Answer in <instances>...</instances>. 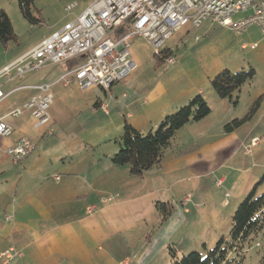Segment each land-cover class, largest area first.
<instances>
[{"label":"crops","instance_id":"1","mask_svg":"<svg viewBox=\"0 0 264 264\" xmlns=\"http://www.w3.org/2000/svg\"><path fill=\"white\" fill-rule=\"evenodd\" d=\"M91 3H78L68 14L69 20L59 27L52 26L45 39L81 15ZM216 27L220 30H215ZM196 30L200 32L195 36L196 43L209 33L232 32L211 21ZM41 42L27 47L14 60H5L0 64V71ZM247 47L243 44L241 49ZM250 47L256 50L259 44L253 43ZM131 55L135 62V54ZM138 66L109 91L100 88L86 91L90 94L84 106L76 97L77 91H82L77 83L68 87L56 84L67 72L65 64L44 68V74L38 78L28 75L23 79L0 80V90L8 96L1 104L9 102L7 107L0 109V119L13 128L10 137H0V264H124L126 261L154 264L160 250L165 253L170 246L176 248L178 255H186L200 246L207 251L218 241L221 226L213 223L207 229L198 218L209 208L206 204L201 206L202 184L218 174H250L252 181L261 176V171L254 173L253 170H264V161L256 159V155L264 152V130L258 129L259 122L258 125L253 122L258 116L264 119V102L251 122L227 134L224 126L236 116L231 102L220 99L210 87L217 74L206 76L204 68L199 71L197 68L193 72L195 78L160 77L157 80ZM155 66L156 61L154 71ZM48 79L51 81L47 82ZM42 84L53 85L54 103L49 109L51 129H54L52 136L46 134L49 127L37 134L32 127V116L27 112L20 118L9 116V110L34 98L38 92L34 87ZM199 94L206 101H213L215 107H221L224 116L215 117L212 123L206 121L214 114L212 109L204 120L181 129L160 167L142 178L132 177L127 166L112 163L111 158L118 152L119 145L115 142L114 147H110L101 135L114 130L117 141L126 123L148 134ZM82 100L85 101V97ZM60 105L67 116L75 118H81L89 108L91 116L105 122L106 127H102L105 130H101L98 137L92 135L94 129L71 127L70 124L57 126ZM21 138L32 141L36 150L22 164L15 165L6 151ZM253 139L259 140L258 147L251 154L245 153L242 147ZM227 149L234 150L227 153ZM208 150L212 151L209 155L206 154ZM55 176L59 180H55ZM227 181L223 176L216 187ZM251 184L244 191H249ZM182 185V191L176 192ZM187 195L192 200L185 210L182 201ZM243 195L240 192L236 198ZM110 197H114V201L103 203ZM144 198H148L149 204L161 201L172 204L174 209L169 220L161 224L159 213L156 210L151 213V207L148 216H137L139 205L136 203ZM88 207H94L93 214L87 213ZM222 207H228L226 201ZM163 230H168V234L161 241ZM184 241H187L186 249ZM11 249L19 251L22 257L7 263L1 255ZM161 259L159 264H165V259Z\"/></svg>","mask_w":264,"mask_h":264},{"label":"built area","instance_id":"2","mask_svg":"<svg viewBox=\"0 0 264 264\" xmlns=\"http://www.w3.org/2000/svg\"><path fill=\"white\" fill-rule=\"evenodd\" d=\"M77 6L78 2L69 4L66 12L71 13ZM237 16L240 18L235 20ZM208 21L239 35L252 26L264 34V0H94L60 31L4 67L0 71V80L23 79L48 66L64 65L83 57V63L67 70L56 84L68 87L77 83L83 92L93 88L109 91L136 70L130 51L135 39H144L153 48L154 56L159 57L175 34L188 26L200 29ZM175 64L174 56L163 62L166 69ZM52 88L51 84L34 87L38 95L22 109L11 111L9 116L20 118L25 112H31L35 120L33 128L49 127L46 134L52 136L49 114L54 103ZM7 97L0 90V104ZM102 108L106 110V106ZM12 134L13 128L0 119V137ZM258 145L259 140L256 139L254 146ZM35 150L32 141L21 138L6 152L13 164L19 165ZM54 178L59 180L57 176ZM112 201L114 197L103 200V203ZM87 213L93 214L94 207H88ZM20 257L22 254L14 249L1 255L7 263Z\"/></svg>","mask_w":264,"mask_h":264},{"label":"rangeland","instance_id":"3","mask_svg":"<svg viewBox=\"0 0 264 264\" xmlns=\"http://www.w3.org/2000/svg\"><path fill=\"white\" fill-rule=\"evenodd\" d=\"M86 1L93 2L94 0H35V15L39 17L38 14L40 13L41 17L44 19V23L42 26H31L22 17L17 0H0V10H5L8 13L12 21L14 31L18 37L17 43L12 42L6 47L0 43V64L5 60H14L15 57L20 55L21 52L27 49V47L35 45L48 37L50 35L49 32H51L52 26L56 25L59 27L66 23L69 20V13L66 12V7L68 6V4L78 2L79 5H84ZM239 18L240 16H237L234 19L237 20ZM215 30H220V28L216 27ZM199 33L198 30L192 29L191 26H188L171 38L167 46L173 49L177 64L170 70H167L163 65L162 67L156 69L157 72L153 70L155 65L153 48L144 39L137 38L136 40H134V44L132 43L131 45L133 47H131L130 51L136 56L135 64L137 66L139 65L138 67L140 69H145V72L148 76L157 80L160 77L166 79L177 78L181 80L183 78H185L184 80L193 78V72H196L197 68L198 71L201 68H204V73L206 74V76L210 75L213 77L225 69H228L232 72H239L243 70L249 71L251 68H253L256 72V75L252 88L250 89L249 85L245 86L242 89L241 93H236L234 96L233 101H238L237 105L231 103L232 111L235 113L236 118H242L245 114H247L251 101L259 98L264 91V34L258 27L252 26L240 35L229 32L227 30H222L221 34L209 33L207 37L202 38L200 43H196L195 36ZM253 43H258L259 48L256 50H254V48H251L250 46ZM243 44H246L248 46L244 50L241 49V46ZM44 70L34 75H36L38 78L44 74ZM50 81L51 79H48L47 82ZM255 87H257V90H254L256 89ZM77 92L78 93L76 94V97L80 98L79 102L82 106H84L83 103L88 101L87 99L90 93H83L82 91ZM99 93L104 96L101 91H99ZM83 97H85V101L82 100ZM207 101L209 102L211 108L214 110V114L212 116H209L206 121L212 123L215 117L224 116L225 112L221 107H215L213 101H211L210 99H208ZM8 105L9 102H5L1 104L0 109L5 108ZM23 106L15 109H22ZM12 110H9V112H11ZM63 111L64 110L60 105L58 109L59 120H57V126H66L70 124L71 127H85L91 130L94 129L92 135L95 136H97L101 130H105L102 128L106 127L105 122L100 118L91 116L89 108L85 109V114L81 118L67 116ZM27 114H30L32 116L31 112H27ZM260 117L261 116L255 118L253 123L257 124L259 122L258 129L262 131L264 130V119L262 120ZM32 119L33 127L35 122L33 116ZM35 132L39 134L41 130H35ZM67 135L68 134H65V136ZM184 135L185 133L183 134V136ZM101 136L103 142H107L109 143L108 145H110V147H114V143L116 142L114 140V130L112 132H107L106 135L104 134ZM84 137L86 138V140L89 139L88 135H84ZM98 137L100 136L98 135ZM255 140L256 139L250 141L249 145H246L245 148L242 147L245 153L247 152L248 154H251L252 151L256 147H258L254 146ZM233 150L234 149L228 150L227 153L233 152ZM211 153L212 151L208 150L206 154L209 155ZM256 159L264 161V152L256 155ZM10 161L12 160L10 159ZM248 163L251 164L252 161H248ZM260 171L262 172L261 176L255 179V181H252L250 174L243 175L241 173L240 175L234 173L233 175L228 176L225 174H218L211 180L207 179L206 181H203L199 199L200 202H202V207H204V205L206 204L207 206L209 205V208L207 211L201 212L198 218L200 219L201 223L206 226L207 229L211 227V224L213 223L220 225L221 231L219 239L224 238L226 241H230L232 217L235 214V211L238 208L239 204L244 200L245 196H247V194H249L253 190L256 184L260 183L264 176V170L262 171L259 168L253 170L254 173H258ZM223 176H226L228 178V181L222 183L221 186L216 187L218 180H220ZM251 182L252 184L249 191H244V189H246V187H248ZM183 186L184 185L178 186L175 191L181 192ZM240 192H243L244 195L243 197L237 199L236 196ZM256 193L257 196H261L262 194H264V181L257 186ZM191 200V196L187 195L182 201V205L185 210H188L187 208L191 203ZM225 201L227 202L228 207L224 208L222 207V205ZM136 205H139L138 213L137 211L135 213L137 214V216H139L140 214H145L148 216L150 207L152 208L151 213L153 210L154 212L156 210L155 203L149 204L148 198L139 200L138 204L136 203ZM217 219L219 220L217 221ZM167 232L168 230L162 231L161 241H164V237L166 236ZM217 242L214 245H211L210 249H208L207 251L202 246L194 251H198L204 255H207L209 251L213 250L216 247ZM182 243L185 246L184 249H186L187 241H184ZM160 251V255H158V258L156 259L154 264L162 263L161 258L165 259V264H170L171 257L169 255V251L167 249L165 253L162 250ZM191 252L192 251L188 252L187 254ZM263 252L264 230L258 235L252 237V239L245 244L244 249L242 250V256L245 258V264H259ZM182 256L185 255H178V257L180 258ZM124 264H130V261H126Z\"/></svg>","mask_w":264,"mask_h":264},{"label":"trees","instance_id":"4","mask_svg":"<svg viewBox=\"0 0 264 264\" xmlns=\"http://www.w3.org/2000/svg\"><path fill=\"white\" fill-rule=\"evenodd\" d=\"M22 17L31 26H42L44 19L39 13L35 15V0H17ZM121 28L120 32L123 31ZM17 43L18 37L14 31L12 21L5 10H0V43L5 47L10 43ZM174 56L172 49L166 48L161 56L155 57L156 68H160L166 58ZM83 57H79L66 65L67 70H73L81 65ZM256 72L253 68L249 71L232 72L228 69L218 73L211 80V88L222 100H228L234 105V96L241 93L249 85L252 88ZM264 102V94L255 99L250 105L247 114L236 118L224 126V132L232 134L245 124L251 122ZM212 113V108L201 95L195 96L188 104L177 112L167 116L159 126L148 134L141 133L129 123L125 124L122 136L116 141L119 145L118 152L111 158L116 166H127L132 177L142 178L147 172L159 168L164 160L166 151L172 146L177 133L189 124L198 123ZM239 204L232 217L231 239L226 241L221 238L216 247L207 255L198 251L178 257L176 248H168L170 264H245L242 250L252 237L264 230V194L257 196V186ZM156 211L160 215L161 224L169 220L174 206L170 203L157 202ZM259 264H264V252Z\"/></svg>","mask_w":264,"mask_h":264}]
</instances>
